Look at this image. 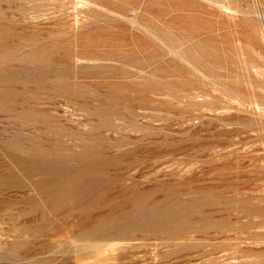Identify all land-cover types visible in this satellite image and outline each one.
Here are the masks:
<instances>
[{
  "label": "rangeland",
  "instance_id": "obj_1",
  "mask_svg": "<svg viewBox=\"0 0 264 264\" xmlns=\"http://www.w3.org/2000/svg\"><path fill=\"white\" fill-rule=\"evenodd\" d=\"M194 247L264 264V0H0V264Z\"/></svg>",
  "mask_w": 264,
  "mask_h": 264
},
{
  "label": "bare ground",
  "instance_id": "obj_2",
  "mask_svg": "<svg viewBox=\"0 0 264 264\" xmlns=\"http://www.w3.org/2000/svg\"><path fill=\"white\" fill-rule=\"evenodd\" d=\"M33 1V0H32ZM39 1V0H38ZM175 216V215H174ZM180 216V215H179ZM184 227V226H183ZM193 227V226H192ZM187 228V227H186ZM200 228H203V227H200ZM200 228L199 229H197L196 231H200ZM204 228H206V227H204ZM181 229V228H180ZM185 229V228H184ZM183 229V230H184ZM189 229V228H188ZM223 229V228H222ZM190 230V229H189ZM203 230V229H202ZM220 230V229H219ZM229 230V229H228ZM231 230V229H230ZM172 231V230H171ZM174 231V230H173ZM212 231V230H211ZM177 232V231H176ZM235 232V231H234ZM169 233H171V232H169ZM196 233V232H195ZM217 233V232H216ZM222 233V234H221ZM226 233V232H225ZM233 233V232H232ZM162 234H164V233H162ZM161 234V235H162ZM167 234V233H166ZM184 233H182V235H183ZM185 234H188V233H185ZM194 234V233H193ZM203 234V233H202ZM211 234V233H210ZM168 235V234H167ZM172 235V234H171ZM175 235V234H174ZM177 235V234H176ZM175 235V236H176ZM181 235V236H182ZM191 235V234H190ZM189 235V236H190ZM229 235V234H228ZM234 235V234H233ZM170 235H168V237H169ZM178 236V235H177ZM218 236L219 237H223L224 236V234H223V232H218ZM160 237V236H159ZM199 236H198V234H194L193 236H191L190 237V239H192V241L194 240V241H196L197 239H199L198 238ZM212 237V236H211ZM225 237V236H224ZM235 237V236H234ZM238 237V236H237ZM161 238H162V236H161ZM170 238V237H169ZM189 238V237H188ZM218 238V237H217ZM226 238V237H225ZM164 239V238H163ZM162 239V240H163ZM181 239V238H180ZM205 239V238H204ZM224 239V238H223ZM222 239V240H223ZM229 240H230V238H228ZM160 240V239H159ZM188 240V239H187ZM186 240V241H187ZM203 240V239H202ZM217 240V239H216ZM225 240V239H224ZM232 240H234V239H232ZM198 241V240H197ZM205 241H206V239H205ZM209 240H207V242H208ZM229 242V241H228ZM228 242H225V243H227L228 244ZM197 243V242H196ZM200 243H201V240H200ZM223 243V242H222ZM232 243V242H231ZM230 243V244H231ZM234 243V242H233ZM233 243H232V245H233ZM236 243V242H235ZM217 244V243H216ZM203 245H205V246H207L206 244H204L203 243ZM219 245H221V244H219ZM237 245V244H236ZM194 246V245H193ZM193 246H191V247H193ZM210 246V245H209ZM208 246V247H209ZM223 246V245H222ZM229 246V245H228ZM227 245H225V247L226 248H224L220 253H223V252H227L228 251V247ZM238 246V245H237ZM197 247V246H196ZM196 247H194V248H192V249H189V250H187V252L184 254L185 256H183V255H180V256H177V264H190L191 263V261H193L191 258L190 259H186L188 256H191V253H193V252H195V251H197V248ZM200 247V246H199ZM202 248H204L203 246H201ZM216 247H217V245H216ZM231 248H232V246H230ZM233 247H235V245L233 246ZM241 247V246H240ZM188 249V248H187ZM205 249V248H204ZM234 249H236V247L234 248ZM203 250V249H202ZM201 250V252L203 253V251ZM207 250V249H206ZM216 250V249H215ZM186 251V250H185ZM200 251V250H199ZM156 252V251H155ZM210 252V251H209ZM209 252H207V253H209ZM213 252V251H212ZM211 252V253H212ZM232 252H234V251H232ZM236 252V251H235ZM216 253V252H215ZM230 253H231V250H230ZM197 254H199V253H197ZM196 254V255H197ZM234 254V253H233ZM200 255V254H199ZM203 255H205V254H203ZM224 255V254H223ZM226 255V254H225ZM232 255V254H231ZM218 256V255H217ZM221 256V255H220ZM199 257V256H198ZM201 257V256H200ZM216 257V256H215ZM205 258V257H204ZM221 258V257H220ZM176 259V258H175ZM194 259V258H193ZM213 259V258H212ZM173 260V259H172ZM196 260V259H195ZM207 260V259H206ZM214 260V259H213ZM202 261H205V259L204 260H202ZM210 261H211V259H210ZM199 262H201V261H199ZM197 263V262H196ZM207 263V262H206ZM208 263H209V260H208ZM207 263V264H208ZM211 263V262H210ZM156 264V263H155ZM194 264V263H193Z\"/></svg>",
  "mask_w": 264,
  "mask_h": 264
}]
</instances>
